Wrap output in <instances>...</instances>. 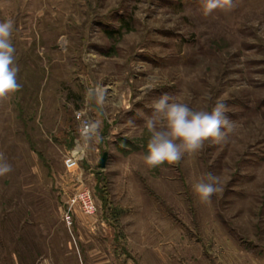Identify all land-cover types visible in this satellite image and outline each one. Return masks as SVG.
Wrapping results in <instances>:
<instances>
[{
  "label": "rangeland",
  "instance_id": "obj_1",
  "mask_svg": "<svg viewBox=\"0 0 264 264\" xmlns=\"http://www.w3.org/2000/svg\"><path fill=\"white\" fill-rule=\"evenodd\" d=\"M205 3L0 0L22 84L0 102V264H264V0ZM97 85L103 107L85 100ZM165 92L193 110L226 101L227 142L148 167L144 123ZM80 111L102 139L69 172ZM209 172L223 191L204 204L192 185ZM84 188L91 215L70 202Z\"/></svg>",
  "mask_w": 264,
  "mask_h": 264
},
{
  "label": "clouds",
  "instance_id": "obj_2",
  "mask_svg": "<svg viewBox=\"0 0 264 264\" xmlns=\"http://www.w3.org/2000/svg\"><path fill=\"white\" fill-rule=\"evenodd\" d=\"M231 7L232 0H206L204 12L208 15L218 8L230 10ZM13 32L14 21L11 18L0 21V102L9 100L22 88L18 79L20 67ZM151 91L150 88L144 90V95ZM106 98L107 89L102 85L89 88L85 93L86 102L95 101L100 107H103ZM151 107V115L144 123L150 133L144 162L150 168L165 163L179 164L185 156H195L200 152L206 142L225 143L235 127L228 116V105L224 100L217 101L211 111L193 110L165 92L152 101ZM128 124L133 122L129 120ZM80 133L85 142H99L102 139L99 122H82ZM11 171V164L0 154V177ZM192 190L204 204H210L212 197L223 191L219 177L211 172L206 174V178L195 182Z\"/></svg>",
  "mask_w": 264,
  "mask_h": 264
},
{
  "label": "built area",
  "instance_id": "obj_3",
  "mask_svg": "<svg viewBox=\"0 0 264 264\" xmlns=\"http://www.w3.org/2000/svg\"><path fill=\"white\" fill-rule=\"evenodd\" d=\"M78 120L81 123L84 121H91V119L85 115L84 112L77 113ZM84 160V146L83 139L81 137V133L79 132V136L74 140L73 148L67 154L65 158V167L69 172L76 171L80 168L82 162ZM70 202L72 204H77L79 209L86 214H93L95 212V202L93 199V195L89 188L82 189L75 197L71 198ZM74 206V205H71ZM70 217H68V220Z\"/></svg>",
  "mask_w": 264,
  "mask_h": 264
},
{
  "label": "water",
  "instance_id": "obj_4",
  "mask_svg": "<svg viewBox=\"0 0 264 264\" xmlns=\"http://www.w3.org/2000/svg\"><path fill=\"white\" fill-rule=\"evenodd\" d=\"M107 159H108V154L107 153H104L100 163H99V168L100 169H104L106 167V162H107Z\"/></svg>",
  "mask_w": 264,
  "mask_h": 264
}]
</instances>
